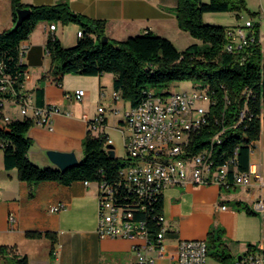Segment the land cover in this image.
Returning a JSON list of instances; mask_svg holds the SVG:
<instances>
[{
    "label": "crops",
    "instance_id": "obj_1",
    "mask_svg": "<svg viewBox=\"0 0 264 264\" xmlns=\"http://www.w3.org/2000/svg\"><path fill=\"white\" fill-rule=\"evenodd\" d=\"M68 3L70 9L90 19L105 21V34L110 39L123 40L129 36L151 31L171 40L177 48L185 42V49L199 43L178 27L175 17L177 0H20L27 5ZM12 0H0V30L12 26ZM49 23H36L29 37L22 42V62L26 66L24 88L32 92L36 104V89L42 88V103H53L60 109L53 115V130L34 124L27 136L32 140L28 150L29 159L39 166L56 167L47 157V150L72 151L78 160L83 157L82 140L88 131V120L93 117L98 105L106 107L105 132L114 143L112 132L117 125L108 124L107 110L119 104L112 94L113 75L65 74L57 84L49 73L51 58L46 51L49 36L56 37L63 46L76 43V23L56 22L54 30ZM75 89H84L82 100L65 97ZM17 117L16 108L10 110ZM120 120L117 118L116 121ZM261 135L255 144L261 141ZM121 143L123 141L121 138ZM249 160L259 163L264 181V144L253 151ZM97 185L84 181L62 184L43 181L33 187L30 194L28 184L17 177L16 169H6L3 150L0 147V244L15 246L25 254L28 264H138L135 245L141 239L101 238L97 227ZM264 197V187L220 188L217 185H192L189 183L170 185L163 193L162 212L165 217L166 252L172 250L179 239H206L207 231L222 229L227 246L238 252L237 244L261 237V215L246 216L237 203H254ZM62 203L58 210L52 207ZM225 205V208H221ZM255 210V209H254ZM13 217V219H11ZM246 218H248L246 220ZM246 220V225L242 224ZM29 231L51 232L54 239L44 234L38 237L26 235ZM238 233H241L239 235ZM54 249V257L50 255ZM155 264H169L166 254L157 257Z\"/></svg>",
    "mask_w": 264,
    "mask_h": 264
},
{
    "label": "trees",
    "instance_id": "obj_2",
    "mask_svg": "<svg viewBox=\"0 0 264 264\" xmlns=\"http://www.w3.org/2000/svg\"><path fill=\"white\" fill-rule=\"evenodd\" d=\"M244 0H177L175 17L178 27L198 39L183 50H179L171 40L151 31L129 36L123 40L110 39L105 34V21L90 19L74 13L68 3L60 1L54 4L27 5L20 0H12V26L0 30V66L4 75L14 79L15 86L23 81L25 64L20 61L21 44L36 23L40 21L76 23L82 30L76 43L63 46L53 36L46 41V50L51 58L49 73L58 84L65 74L113 75V89L129 102L138 105L147 95V91L160 88L175 81H190L195 86H208L214 91L215 111L224 115L227 131L222 140L214 147L226 150V155L237 149L238 168L246 170L249 163V142L257 141L261 131V109L264 104V61L261 58L260 42L252 43L234 52L226 51L229 44L228 26L206 23L202 20L205 12L236 11L244 7ZM28 8L27 16L19 25L16 10ZM253 34L259 41L257 26ZM107 42H102V37ZM253 89L254 96L248 100V91ZM169 92H166V94ZM42 88L36 89V104L42 103ZM226 95V97H225ZM240 108H248V115L232 127L237 120ZM33 125L31 118L13 119L0 126V147L3 150V164L6 169H16L19 180L30 188L43 181H57L69 184L73 181L94 182L113 178L123 164L121 158H110L103 149L106 133L94 135L86 132L82 140L83 157L78 164L64 171L56 167L39 166L28 157L32 140L27 136ZM205 134L200 139V147L205 143ZM209 139H207V144ZM162 207V199L160 200ZM238 208L248 214H255L247 204L237 203ZM45 236L54 239L51 232L29 231V237ZM223 231H208L207 239L216 241L218 250L213 256L224 264L227 262L224 252L220 253ZM54 257L53 246L50 251ZM0 264H28L25 254H20L15 246L0 244ZM139 264V263H138Z\"/></svg>",
    "mask_w": 264,
    "mask_h": 264
},
{
    "label": "built area",
    "instance_id": "obj_3",
    "mask_svg": "<svg viewBox=\"0 0 264 264\" xmlns=\"http://www.w3.org/2000/svg\"><path fill=\"white\" fill-rule=\"evenodd\" d=\"M55 27L56 22H52L48 30L52 31ZM253 27V22L247 19L242 25L228 28L229 46L226 51L234 52L260 42V38L256 40L253 34ZM82 34L79 29L77 36ZM23 50L21 45L20 61ZM25 75L26 71L23 78ZM15 82L2 73L0 66V126L13 119L31 118L34 124L53 130L52 118L60 111L59 107L53 103L35 105L33 94L24 88L23 81L18 86ZM243 91H248V100L254 96L250 87ZM84 94V89H75L66 93L65 97L82 100ZM112 98L119 101L121 95L114 91ZM215 106L214 91L208 86L197 85L190 90L174 91L173 96L149 89L147 97L138 105L129 106L122 113L117 107L111 109L114 115L121 114L117 126L126 155L113 178L94 181L98 187L96 232L101 238L141 239L143 244L134 246L139 264H155L156 258L165 254L169 264H206V239H179L175 247L166 252L164 240L167 228L159 203L168 186L189 183L214 184L224 189L255 184L264 187L258 162L249 160L246 170L238 168V146L229 155H226V150L219 151V147L207 146V139L219 140L227 131L224 115H219ZM13 108L17 109L19 116H11ZM248 113V108H240L232 127ZM122 125H126L127 133ZM105 128L106 107L98 105L95 114L88 120V131L102 135L106 133ZM204 134L206 141L198 147ZM108 143H112V139L106 133L103 143L106 152ZM254 145V141L248 144L249 157ZM89 182L84 181L85 184ZM62 206L59 203L52 210ZM254 209L260 212L262 219L259 247H249L239 254L241 258L234 264H264V197L254 203Z\"/></svg>",
    "mask_w": 264,
    "mask_h": 264
},
{
    "label": "rangeland",
    "instance_id": "obj_4",
    "mask_svg": "<svg viewBox=\"0 0 264 264\" xmlns=\"http://www.w3.org/2000/svg\"><path fill=\"white\" fill-rule=\"evenodd\" d=\"M244 1H245V5L240 10H236V11L230 10V11H224V12H205L202 15V20L206 23L224 25V26H228V28H234L238 24L242 25L245 20L250 19L253 22V24L257 26L258 34L260 38L261 58H262V61H264V0H244ZM57 23L59 26L63 24H68V23L71 24V22L62 23L60 21H57ZM245 30L247 32L249 31V29H245ZM187 35L195 41L196 39L195 37L190 35L188 32H187ZM196 41H198V39H196ZM184 47H185V42L177 43V48L182 49ZM193 86H195V84L191 83L190 81L184 80V81H175L165 87L153 88L152 90H154L157 93L174 92V91L190 90ZM129 106H130L129 102L124 100L121 97V100L119 104H117L116 107L122 113L123 110L125 108H129ZM120 115H114L112 111L108 109L107 110L108 124L118 125L116 120L117 118H119ZM260 118H261V131H260L261 138L260 139L262 143L264 144V104L262 105ZM122 128L127 133L128 130H127L126 125H122ZM111 135L113 136L112 138L114 140V143L112 144L114 147L115 156L117 158H121L122 160H124L126 152L121 143L122 135H121L120 130H117L116 132H112ZM261 141L256 143L253 146V151H258L260 149ZM253 211L255 214H248L245 211L246 216H249V215L256 216V217L260 216L259 211H256L254 209ZM247 219L248 218H246V220ZM246 220L242 224L243 227L246 225ZM207 233L205 235L206 238H207ZM238 234L241 235V233H238ZM215 242L216 241H212L210 238L207 239L206 264H224V262H222L221 260L218 261L215 258V256H213L214 251L219 249L217 244H215L212 247V244ZM259 244H260V237H256L254 239H251L250 241H241L237 244V248H240V249L236 253L232 249H230V247L227 246V242L224 239V233H223L222 243L220 245V253L224 252V254H226L227 262L235 263L239 254L246 251L249 247H255L257 249L259 247Z\"/></svg>",
    "mask_w": 264,
    "mask_h": 264
},
{
    "label": "water",
    "instance_id": "obj_5",
    "mask_svg": "<svg viewBox=\"0 0 264 264\" xmlns=\"http://www.w3.org/2000/svg\"><path fill=\"white\" fill-rule=\"evenodd\" d=\"M17 20L15 26L19 25L27 16L30 14V10L28 8H18L16 10ZM102 42H107V37H102ZM108 147L107 154L110 158H114L115 152L112 143H108L106 145ZM46 155L49 160L56 166V168L60 169L61 171L66 170L69 167L75 166L78 164L79 160L77 159L76 155L72 151H58V150H47ZM241 255L237 257L240 260Z\"/></svg>",
    "mask_w": 264,
    "mask_h": 264
},
{
    "label": "bare ground",
    "instance_id": "obj_6",
    "mask_svg": "<svg viewBox=\"0 0 264 264\" xmlns=\"http://www.w3.org/2000/svg\"><path fill=\"white\" fill-rule=\"evenodd\" d=\"M228 46H229V44H228ZM228 46H227V48H228ZM166 96H173V92H169V94L167 93ZM145 97H147V95ZM219 115H220V113H219ZM221 140H222V137L219 138V140L209 139L207 146L208 147H214L216 144H219L221 142Z\"/></svg>",
    "mask_w": 264,
    "mask_h": 264
}]
</instances>
